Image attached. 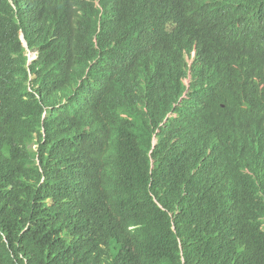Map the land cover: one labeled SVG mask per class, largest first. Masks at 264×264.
<instances>
[{
    "label": "trees",
    "instance_id": "1",
    "mask_svg": "<svg viewBox=\"0 0 264 264\" xmlns=\"http://www.w3.org/2000/svg\"><path fill=\"white\" fill-rule=\"evenodd\" d=\"M214 2L0 0V264H264V0Z\"/></svg>",
    "mask_w": 264,
    "mask_h": 264
},
{
    "label": "clouds",
    "instance_id": "2",
    "mask_svg": "<svg viewBox=\"0 0 264 264\" xmlns=\"http://www.w3.org/2000/svg\"><path fill=\"white\" fill-rule=\"evenodd\" d=\"M155 1L158 6L151 12V14L145 19L143 27L139 34H137L138 39L142 41L143 44H158L164 40V38L171 32V25L182 15L186 13L193 12L196 8H201L203 11V18L205 20L210 19L215 13L222 12L214 0H149V2ZM196 27L200 24L197 22ZM23 44L28 50L27 43L22 36ZM204 53L198 52L195 46L190 54L186 55L188 64V76L186 78L185 84L188 89L190 88L193 77L192 68L199 56ZM35 55V57H34ZM30 63L32 60L36 59V53L28 54ZM261 70L247 63L243 67L244 78L255 85H262L264 81L258 79V75Z\"/></svg>",
    "mask_w": 264,
    "mask_h": 264
},
{
    "label": "rangeland",
    "instance_id": "3",
    "mask_svg": "<svg viewBox=\"0 0 264 264\" xmlns=\"http://www.w3.org/2000/svg\"><path fill=\"white\" fill-rule=\"evenodd\" d=\"M34 57H35V55H34Z\"/></svg>",
    "mask_w": 264,
    "mask_h": 264
}]
</instances>
